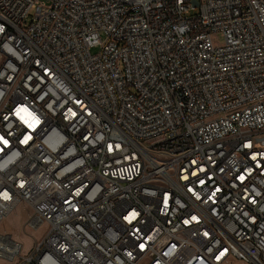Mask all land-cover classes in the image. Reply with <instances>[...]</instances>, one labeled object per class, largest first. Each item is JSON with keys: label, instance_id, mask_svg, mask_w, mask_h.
Segmentation results:
<instances>
[{"label": "built area", "instance_id": "2783aa9c", "mask_svg": "<svg viewBox=\"0 0 264 264\" xmlns=\"http://www.w3.org/2000/svg\"><path fill=\"white\" fill-rule=\"evenodd\" d=\"M20 202L47 228L0 233L13 264H264V0H0Z\"/></svg>", "mask_w": 264, "mask_h": 264}, {"label": "rangeland", "instance_id": "374dc122", "mask_svg": "<svg viewBox=\"0 0 264 264\" xmlns=\"http://www.w3.org/2000/svg\"><path fill=\"white\" fill-rule=\"evenodd\" d=\"M92 53H96L99 51V47H93L91 49ZM32 211L29 206L25 202H20L16 208L10 212L7 216H5L2 220H0V233L10 234L13 240H16L22 244V253H29L34 244L35 240H40L45 231L46 224L41 225L39 228L34 229L29 225V220L31 218ZM190 249V248H189ZM187 247L184 249L185 251L190 252ZM180 250L174 252L173 260H175L176 256ZM181 256V255H180ZM151 259L146 258L141 261L140 264H148ZM176 261V260H175ZM178 264H188V261H183ZM197 264H204L203 261H198ZM222 264H254L250 262H245L239 260L235 257L230 256L228 260Z\"/></svg>", "mask_w": 264, "mask_h": 264}, {"label": "crops", "instance_id": "0c3cea01", "mask_svg": "<svg viewBox=\"0 0 264 264\" xmlns=\"http://www.w3.org/2000/svg\"><path fill=\"white\" fill-rule=\"evenodd\" d=\"M0 264H13L11 261L0 257Z\"/></svg>", "mask_w": 264, "mask_h": 264}, {"label": "bare ground", "instance_id": "6f19581e", "mask_svg": "<svg viewBox=\"0 0 264 264\" xmlns=\"http://www.w3.org/2000/svg\"><path fill=\"white\" fill-rule=\"evenodd\" d=\"M9 250H10V251H13V248H12V247H9Z\"/></svg>", "mask_w": 264, "mask_h": 264}]
</instances>
